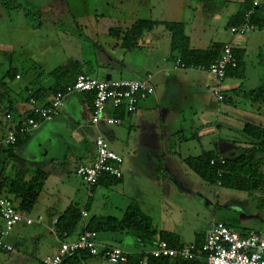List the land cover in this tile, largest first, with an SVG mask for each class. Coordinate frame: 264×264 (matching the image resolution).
Instances as JSON below:
<instances>
[{"label":"crops","instance_id":"obj_1","mask_svg":"<svg viewBox=\"0 0 264 264\" xmlns=\"http://www.w3.org/2000/svg\"><path fill=\"white\" fill-rule=\"evenodd\" d=\"M106 1V6H110V0ZM192 1L202 5L200 11H197L196 5L188 6L187 0H133V6L137 10L136 15L139 16L137 19L184 23L187 29L186 33L189 36L190 47L193 50H206L215 43L229 44L236 55H243L244 64L241 73L236 72L235 76H229L222 86V91L228 98L222 104L217 102L212 95L214 82L211 76L191 70L174 72L172 65H165L169 54L168 56L163 55L159 59L157 52L161 38H165L167 49H169L168 34L162 26L159 27L162 28L163 35L147 33L144 35L143 42H139V47L125 50L120 46L119 40L107 35L108 30L111 27L124 29L137 19L125 21L122 18L105 17L104 14L98 15L99 17L89 15L82 19L72 16L73 25L75 27L85 26L88 32L87 38L97 45L93 49L94 54H89L93 58L85 60L86 55H83L80 41L75 37L71 40L74 44L68 60L83 63L82 73L85 76L98 81H107L116 79L140 80L151 74L153 75L154 93L140 102L134 113L123 114V117L119 118L120 124L117 125V131H114V127L117 126H105L102 123L97 126L89 124L91 113L89 95H69L65 98L59 114L52 121L41 123L37 130L29 134L19 147L10 148L0 145L1 190L13 199L17 213L30 222L29 224L22 222L7 237L3 238L2 242L11 247V251L0 250V264H42V260L46 257L55 256L58 252L59 243L76 240L80 234V229L91 220L84 221L83 219L89 217L88 212L93 201L100 197L107 198L113 192L112 190L116 188V185L106 186L103 184L92 190L87 188L89 194H85L84 209L80 211L81 213L85 212L87 216L82 219L81 225L77 227L74 234L63 236V239H59L54 234V224L58 218L69 207H74L76 204L78 190L75 183L71 181V177L77 178L74 171L78 165L89 166L95 161L94 140L98 135H102L108 142L110 150L123 159V176L121 182L117 184V187L121 186L119 191L122 194V187L131 180L134 174L136 162L139 160L137 153L149 154L151 161L156 163V154L159 152L158 143L161 141L172 142L175 139L174 135H178L177 137L181 135L180 147L178 145L177 148L179 153L174 152L173 155L179 158L181 165L186 169L183 174L185 177L192 172L185 163L187 159L198 158L210 152L224 158H234L246 153V151L249 152L258 143V141H253L245 136L243 130L246 124L260 127L264 123L263 108L258 103L245 98L251 91L258 89L264 81V74L260 72V68L264 69V26H257L254 29L257 32L246 35V40L243 39L245 36L242 39L233 37L229 33L228 25L235 20L239 7L244 0ZM127 2L130 1L118 0L119 6H123ZM144 4L147 6L143 8ZM144 9L146 13L143 14ZM76 47L79 52L78 56L74 53ZM252 48L257 50L258 63L253 73H250L247 71V56ZM163 59L166 61L165 64ZM16 71L18 79L15 81H21V72L19 73L17 69ZM34 79L36 80L37 77ZM41 81L42 78H40V85L44 86ZM51 85L50 79V82L44 87L47 88ZM26 88H24L25 92ZM50 98L51 95L44 97L42 102L38 101L39 105L48 103ZM7 108L15 113L14 119H6ZM29 109L30 106L26 98H21L19 102L17 99H12L6 84H0V140L25 116L29 115ZM107 114H110V111ZM173 127L177 128L175 132ZM157 128L165 130L161 134L160 140L155 133L154 137L151 135L153 129ZM138 132H140V136ZM133 136H138L141 141L146 137L144 139L147 141V145L143 150L131 145ZM116 138H118L117 142L121 144L119 150L123 152V156L112 149L113 142L109 139L115 140ZM153 144L155 146H152ZM165 152L162 148L163 155ZM152 153L155 155L154 158L151 157ZM164 156H168L167 152ZM37 172L45 175L42 189L31 212L27 215L22 214L18 211L19 199L15 198L14 194L9 193V191L13 185L18 188L17 186L21 183H28ZM176 179L179 180V178ZM82 185L84 184L82 183ZM263 195V190L261 192L255 191L253 198H262ZM44 197L48 199L42 200ZM249 197L246 194V198ZM124 204L123 215L132 207L131 204ZM39 206L41 209H37ZM171 206L177 210L175 218L166 212L163 217H160V212L153 208L154 211H151L152 215L149 217L153 230L156 233L163 232L174 235L179 245L192 244L200 240L202 242L209 229L202 235L194 233L196 238L185 237L183 235L184 226L180 219L185 211L176 205ZM256 209L260 210L261 208L256 206ZM34 211L38 212L35 217L36 221L29 217ZM96 214L98 215H93L92 219L112 217V215L104 217L101 212ZM116 219L119 220V218ZM2 225L0 218V227ZM180 225L182 226L180 227ZM243 228L255 229L244 226ZM20 229L32 234L31 241L33 244L31 246L26 242V234L21 233L16 236L21 247L23 246L29 253L24 258L19 256L15 260L13 258L6 259L5 254L13 252L11 245H13L14 236L12 234ZM47 235L54 237L55 245L52 246L53 249L50 252L45 254V251H40V247H43ZM125 236H127L126 239ZM128 236L131 237L130 240H128ZM154 237L155 241L152 244L144 245L133 233L121 231L116 234L105 233L101 240L97 237V242L102 246L117 247L130 254H139L149 253L154 248L159 241V236L156 234ZM123 243L126 244V247L121 246ZM35 254L37 255L34 256ZM82 264L108 263L100 257H94L83 261ZM167 264L176 263L169 261Z\"/></svg>","mask_w":264,"mask_h":264},{"label":"rangeland","instance_id":"obj_2","mask_svg":"<svg viewBox=\"0 0 264 264\" xmlns=\"http://www.w3.org/2000/svg\"><path fill=\"white\" fill-rule=\"evenodd\" d=\"M129 1L123 6H119L118 0H110L111 4L107 7L106 0H0V76L10 65L19 73L21 72L22 76L21 81H3L10 90V97L14 100L17 99L18 102L21 98L27 99L28 93L24 91V88L35 80L36 74L41 73L40 69L44 71V74L41 75V83L44 86L47 85L50 78L46 74L70 58L74 44L71 41L74 39L73 37L79 41L80 37H87V28L85 26L75 27L72 23V16L82 19L89 15L104 14L105 17L122 18L125 21L137 19L139 16L136 15L137 10L133 6V0ZM187 1L188 6L196 5L197 11H200L202 6L200 3H194L192 0ZM146 6L147 4H144L143 8ZM139 12L141 14V11ZM25 13H28L27 16ZM144 13H146L145 9ZM255 32L257 31L253 30L251 33ZM154 34L163 35L162 28L153 30L152 35ZM237 38L242 39V37ZM243 39L246 40L247 36ZM80 44L83 55H86L85 60L93 58V56H89L90 53L94 54L90 42L82 40ZM158 45L159 59L163 55L168 56L169 49H167L165 38H161ZM74 53L79 55L77 47ZM256 55L257 50L250 49L247 56V71L250 73H253L254 68L257 67ZM163 63H166L165 59H163ZM165 65L172 64L167 62ZM260 72L264 74V69L260 68ZM176 129L173 127L174 132ZM117 130L118 126L114 127V131ZM153 130L151 135L154 137L155 133L160 140L161 134L165 130L162 128ZM138 134L140 136V132ZM177 136L174 135L175 139L172 142L161 141L158 143L159 152L156 154V163L151 161L149 154L136 152L139 160L136 162L131 180L121 189L123 194L119 191L121 186L117 187L116 185L107 198H96L89 208V217L82 219L88 221L92 219L93 215H98L96 214L98 212H101L104 217L112 215V217L121 219L124 213H122L123 205L126 203V205L131 204L134 209L139 210L144 219L150 222L149 217L152 215L151 211H154L153 208L160 212V217H163L166 212L175 218L177 210L171 205H176L185 211V214L180 218L184 226L183 235L185 237L196 238L194 233L202 235L212 224L221 222L237 229L244 226L264 230V209H256L257 200L252 196L246 198L244 192L205 184L193 172L188 173L187 177L183 175L186 169L181 165L179 158L173 155L174 152L179 153L177 148L178 145L180 147L181 135ZM144 138L141 141L138 136H133L131 145L143 150L147 145ZM117 140L118 138L109 139L113 142L112 149L123 156V152L119 150L121 144ZM162 148L168 156H164L166 152L164 155L162 154ZM246 153L248 152L246 151ZM151 157H155L154 153L151 154ZM261 172L264 174V169ZM71 181L75 183L78 190L75 200L77 205L75 204L74 207L81 211L84 209V197L89 193L87 187L82 185L77 178L72 176ZM45 199L48 198L44 197L42 200ZM37 209H41V207L39 206ZM37 214L38 212L34 211L29 217L36 221ZM21 233L26 234V242L29 243V246L33 244L31 233L21 229L14 232L12 234L14 236L13 245H11L13 252L9 253L10 255L5 254L6 259L13 258L15 260L19 256L24 258L29 253L23 246L21 247L20 242L16 239V236ZM103 235L105 233L99 234L98 239L101 240ZM124 238L126 239L127 236ZM130 239L131 237L128 236V240ZM153 241H155V237ZM54 242V237L47 235L40 251H45L47 254L53 249ZM121 246L126 247V244L123 243Z\"/></svg>","mask_w":264,"mask_h":264},{"label":"trees","instance_id":"obj_3","mask_svg":"<svg viewBox=\"0 0 264 264\" xmlns=\"http://www.w3.org/2000/svg\"><path fill=\"white\" fill-rule=\"evenodd\" d=\"M252 2L253 0L243 1V3L239 7L235 20L229 23V29L234 26H239L242 22H244L245 14L252 9ZM27 14L28 13H25V16H27ZM250 23L255 28L257 26H264V6L254 8V15L250 19ZM159 26H162L165 32H167L168 34L169 56L166 61L172 64L171 67L174 72L191 70L206 73L211 76L207 72V69L221 57L224 45L215 43L211 44L210 47L206 50L191 49L189 36L186 33L184 23L137 19L129 27H126L124 29L111 27L108 30L107 35L111 38L119 40L121 42L120 46L123 49L130 50L139 47V42H143L144 35L152 32ZM80 38V41L85 40L87 42H90L92 49H95V47L97 46L95 42H92L87 37L82 36ZM232 52L237 60L236 68L227 69L225 72V78L221 83L216 81L215 78L211 76L214 82L212 95L215 89H220L223 96L222 101H218L217 98L213 95L216 101L220 104L228 100L226 94L222 91L223 84L229 76H235L236 72L241 73L244 64L242 61L243 55H236L233 50ZM83 65V63L68 60L65 64H61L55 67L48 74L49 78L52 81V85L47 88L40 85V78L42 77L41 75L44 74V72L40 69L41 73L39 75L36 74L37 79L29 83L26 88V92L28 93L27 101H29V99H33L39 105L38 101L42 102V99L44 97L48 95L53 96L58 92H64L66 87L72 85L78 76L84 75L82 73ZM175 66H177L178 68H183L175 70L173 69ZM198 67H202L204 68V70L199 71L190 69H195ZM17 75L18 74L16 69L9 66V68L6 69V71H4V73L0 76V84H3V81L5 80L14 81ZM245 98L258 103L264 110V81L261 83L258 89L251 91ZM47 104L48 103L40 104L39 106L43 107ZM6 111L8 112L5 114V117L8 115L10 117V120L14 119L15 113L10 108H7ZM123 114V112L116 113L115 117H117L118 119L122 118ZM243 134L253 141H258L255 147L252 148L248 153H242L234 158H224L210 152L198 158L187 159L185 161L186 165L205 184L229 190H237L246 193L248 197H253V193L255 191H264V174L261 172L264 167V123L260 127H254L246 124L243 130ZM27 136L28 135L18 137L16 144L10 148L19 147V145L27 138ZM121 178H102L94 187L91 188V190L103 184L106 186L117 185L121 182ZM44 180L45 175L41 172H37L33 175L32 179L28 183H21L17 186L18 188H15L14 185L11 187V191H9V193L14 194L15 198L19 199L18 211L20 213L27 215L31 212L33 206L37 202ZM1 187L2 184L0 182V189ZM256 200L257 207H260L262 209L264 207V195L262 198L257 197ZM82 218V213L80 212V210H78V208L69 207L54 224V234L59 239H63V236L65 234L66 236L74 234L77 227L81 225ZM223 224L236 231H239L241 235H245L246 233H248V231H250V229L246 228H240L239 230H237V228H234L229 224ZM85 231L95 232L97 234V237L98 234L102 233L116 234L120 233L121 231H125L127 233L131 232L144 245L152 244L154 236L158 234L159 240L166 241L171 247L175 248L179 246V243H177V239L174 235L163 232L156 233V231L153 230L151 223L147 219H144L139 211L137 209H134L133 207L129 208L128 211L125 212L123 217L119 220L112 217L98 220L91 219L87 222L86 225H84L82 229H80V233ZM195 244L201 245L202 242L200 240ZM127 254L126 264H140L144 260L147 262V264H167L169 261H174L176 264H202V262L198 260L178 261L162 258L154 259L150 257L148 253ZM90 258L94 257L90 256L88 252H77L67 257L62 264H82L83 261ZM100 258L103 259L101 256Z\"/></svg>","mask_w":264,"mask_h":264},{"label":"built area","instance_id":"obj_4","mask_svg":"<svg viewBox=\"0 0 264 264\" xmlns=\"http://www.w3.org/2000/svg\"><path fill=\"white\" fill-rule=\"evenodd\" d=\"M264 6V0H253L252 9L244 16V22L239 26L229 29L233 37H243L251 33L255 27L250 23L254 15V8ZM237 60L233 55L232 47L225 44L221 57L207 69V72L221 83L225 78V72L229 68H236ZM175 66L173 69L178 70ZM201 70L204 68H190ZM18 79V77H16ZM152 75H146L140 80H107L98 81L84 75L78 76L74 83L64 90L51 96L46 106H39L33 99H29V115L25 116L14 128L10 129L6 136L0 140V145L12 147L17 138L26 136L37 130L41 123L52 121L63 108L65 98L69 95L91 96V113L89 124L97 126L102 123L105 126H117L120 120L116 113L132 114L138 104L154 93ZM213 95L218 101L223 96L220 89H215ZM110 111V114L107 112ZM7 120L10 117L6 116ZM95 161L92 165H78L75 169L76 176L82 183L91 189L98 181L105 177L120 179L122 176L123 160L110 150L108 142L102 135L94 140ZM82 213V217H86ZM0 250L10 252L11 247L2 241L16 226L26 221L16 211L13 199L5 195L0 189ZM66 237V234L64 235ZM88 252L92 257H102L108 264H126L127 253L119 248H107L97 242L95 232L85 231L78 235L74 241L60 242L55 256L46 257L42 264H62L63 261L77 252ZM150 257L157 259H172L178 261H200L202 264H264V231L250 229L245 235L222 223H214L205 233L202 244H181L175 248L166 241L159 240L148 253ZM140 264H147L144 260Z\"/></svg>","mask_w":264,"mask_h":264}]
</instances>
